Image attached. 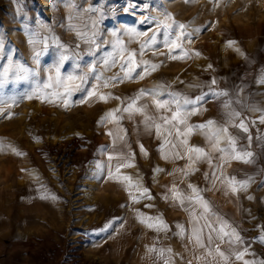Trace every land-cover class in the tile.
Segmentation results:
<instances>
[{"label": "rangeland", "instance_id": "1", "mask_svg": "<svg viewBox=\"0 0 264 264\" xmlns=\"http://www.w3.org/2000/svg\"><path fill=\"white\" fill-rule=\"evenodd\" d=\"M90 8L97 10L86 11ZM165 15L174 22L175 32L185 25L183 31L188 35L183 47L189 56L174 60L172 55H182L179 49L169 53L167 47L156 45L155 54L145 51L142 57L160 65L156 71L100 91L125 98L139 89L163 84L193 98L210 90L230 93L233 107L249 128L241 134L238 148L252 152V162L218 161L221 154L212 150L200 132L190 137L189 144L204 147L213 165L222 163L218 177L222 171L224 177L248 180L246 190H226L223 177L213 184V169L206 160L196 162L193 167L198 171L191 175L174 171L184 169L188 159H163L159 151L162 140L155 130H144L139 115L129 120L125 114L119 122L135 153V167L121 168L115 174L118 161H109L104 149L123 148L117 141V148L111 149L113 136L107 134L110 130L115 133L118 124L98 122L111 109L122 107L120 101L105 103L93 97L79 103L83 93H77L72 106L65 108L61 102L50 103L41 96L28 98L45 82L57 42L79 45L75 50L83 54L82 64L100 61L113 50L110 42L117 37L112 33H118L127 48L138 50L148 37H136L128 30L147 31L149 36L153 29L161 32L153 17L163 19ZM94 22L97 42L106 43L90 56L86 54L89 45L77 37L72 26L88 32ZM0 46V65L11 59L40 73L28 80L9 79L0 86V97L17 101L10 110L4 106L0 115V264H165V260L168 264H217L212 257L198 259L206 256L205 250L176 235L177 224L189 229L192 218L186 210L188 201L181 207L169 189L175 185L190 195L189 184L203 190V198L243 238L239 247L247 248L244 259L264 262V243L259 240L264 236V123L260 122L264 112L253 110H264V83L260 82L264 78V0H0ZM41 51L37 65L33 58ZM71 71L69 60L62 72ZM119 71L117 65L104 75ZM224 99L227 97L208 99L189 124L223 122ZM148 111L152 114L154 110L150 106ZM229 132L236 135L237 129L229 128ZM249 135L250 141L245 138ZM108 165L114 173L111 177ZM157 166L163 171L154 174ZM124 175L139 180L151 198L134 201L133 194L139 197V193L122 181ZM200 211L196 207L197 215ZM161 215L170 231L157 232L141 222ZM220 247L227 250L230 246L223 243ZM150 248L171 249V253L165 251L161 257ZM228 264L243 261L232 258Z\"/></svg>", "mask_w": 264, "mask_h": 264}, {"label": "snow or ice", "instance_id": "2", "mask_svg": "<svg viewBox=\"0 0 264 264\" xmlns=\"http://www.w3.org/2000/svg\"><path fill=\"white\" fill-rule=\"evenodd\" d=\"M97 9L90 8L86 11H96ZM156 20V28L160 29L163 33L162 38H158L161 32L152 30L149 36L148 32H137L135 29L128 30L136 37L147 36L148 38L140 44L139 49H129L125 46L122 39L119 38L118 33H112L117 37L111 41L112 51L106 53L100 61H89L81 63L83 54L77 52L75 49L79 45L69 46L57 42L54 63L47 68L46 80L43 84H38L37 89L34 90L28 98L33 96H41L48 100L50 103L61 102L65 108L72 106V97L77 93H83L79 103H86L88 99L93 97L98 98L100 101L107 103L111 99L120 101L122 107L111 109L107 112L101 120L100 124H107L115 122L118 124L116 132L109 131L107 134L113 136V143L111 149L117 148V141L123 143V148L119 151L109 152L108 148L104 151L108 152V160H117L118 163L115 167V174H119L121 168L135 167V153L131 150L130 145L126 140V130L119 127V122L125 119L133 120L135 116L142 117L141 124L146 132L155 130L158 139L162 140L159 151L163 159H184L187 158L189 163L184 169H176L174 171H181L185 176L191 175L198 169L193 165L201 160H206L209 167L213 169V184L215 180L223 177L222 183L225 184L226 190L232 193H237L240 190H246L249 181L237 180L235 176L224 177L223 172H220V177L217 172L220 171L222 163L213 165L211 154L205 151L204 147L198 145H190V137L200 132L203 134L211 144L214 151L219 152L221 155L218 161L227 162L229 160H236L243 163H251L253 153L244 149L243 146L238 148V142L242 133H248L249 128L245 119L241 118V112L233 107V100L231 94L227 91L210 90L204 92L199 96L190 97L186 93L172 91L171 85L157 84L153 88L139 89L133 96L121 98L114 96L111 92H101L100 89H108L115 87L119 83L132 81L134 79L141 80L145 76L150 75L156 71L160 65L151 61L143 60L142 57L145 51H153L155 54L158 49L156 45H163L169 49V53L179 49L182 55H172L171 59H183L189 56V52L183 47V38L186 34L183 30L185 25L178 26V33L174 31V22H170L171 17L165 15L163 19L153 17ZM96 29L95 22L88 32L72 26V30L76 31L77 37L84 43L89 45L87 55L95 56L96 50L106 43L105 41L97 42L99 32ZM90 33V34H89ZM190 42V41H189ZM229 46L233 42H228ZM3 48L0 46V59H3ZM43 52H36L34 56V63H40V56ZM195 55H200L196 52ZM140 57V59H137ZM72 61L73 71L62 72L66 61ZM119 65L120 71L113 76H105L104 71H110L112 68ZM211 67V65L209 66ZM140 69V71H137ZM39 71L36 68H30L24 64L8 60L6 65H0V86L11 80H28L39 76ZM91 80V83H90ZM264 83V78L261 79ZM211 83L215 85L216 81L212 80ZM195 85H190L194 87ZM51 90L50 92L47 90ZM227 97L221 101L226 119L223 122L217 123L215 120H208L200 124H189V119L192 115L198 114L203 103H206L210 98ZM145 98H150L149 101L141 103ZM238 102V101H237ZM17 103L15 98L8 100L0 97V115L5 111L4 106L10 110L11 106ZM150 106L154 110L149 114ZM264 112V110L253 109ZM119 113V115H117ZM260 122L264 123V115H261ZM255 123V121H252ZM229 128L237 129L236 135L229 132ZM125 132L121 135V132ZM172 137H175L173 140ZM249 141L251 136L245 137ZM223 144V146H221ZM169 145L171 146L169 148ZM142 154H147L146 149L142 144L139 145ZM19 154V153H18ZM108 175H114L111 165H108ZM163 171L158 166L154 169V174ZM207 178V173L205 174ZM119 178V176H117ZM122 181L128 183L129 188H135L139 193V197L133 194V200L138 202V198H151L148 189L142 188L139 180L133 181L131 176L124 175ZM191 189V194L186 195L183 190H180L173 185L169 191L171 198L178 201L180 206L183 207L185 201H188L189 207L186 209L191 216V227L185 229L183 225L177 224L179 231L176 233L181 238H187L189 243L193 244L199 249L205 250V257H212L214 260L217 256L228 264L232 258L235 260L243 261V264H255L254 261L245 260V255L248 254L247 248L240 249L239 246L244 244L243 238L239 235L236 229L226 220L223 216L219 215L213 210L211 203L205 200L201 195L203 190L198 189L197 186L189 184L187 186ZM46 198V197H45ZM55 199V197H52ZM165 199H168L166 196ZM151 207V205H147ZM196 207L201 209L197 215ZM146 223L149 228L155 229L157 232L170 231L168 224L163 220L162 215L157 217H149L141 220ZM106 230V229H103ZM260 242L264 243V236L259 237ZM223 243L229 244L227 251L222 250L220 245ZM149 251H157L159 255L164 256L165 251L171 253V249H154L150 248ZM168 264V260H165ZM189 264L191 262L189 261ZM264 264V262H262Z\"/></svg>", "mask_w": 264, "mask_h": 264}, {"label": "crops", "instance_id": "3", "mask_svg": "<svg viewBox=\"0 0 264 264\" xmlns=\"http://www.w3.org/2000/svg\"><path fill=\"white\" fill-rule=\"evenodd\" d=\"M222 250H225V251H227L226 249H224V248H221ZM213 260V259H212ZM214 262H216L217 264H224L223 263V261L222 260H220V258L217 256L214 260H213Z\"/></svg>", "mask_w": 264, "mask_h": 264}]
</instances>
